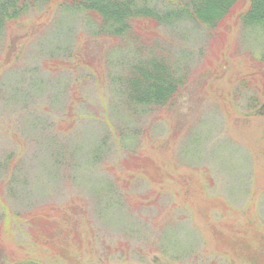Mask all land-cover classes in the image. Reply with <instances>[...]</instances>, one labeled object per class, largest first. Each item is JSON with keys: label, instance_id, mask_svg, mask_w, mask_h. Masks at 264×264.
<instances>
[{"label": "rangeland", "instance_id": "374dc122", "mask_svg": "<svg viewBox=\"0 0 264 264\" xmlns=\"http://www.w3.org/2000/svg\"><path fill=\"white\" fill-rule=\"evenodd\" d=\"M62 1L0 33V260L264 264V29L182 18L113 38ZM151 54L179 93L132 106L124 77ZM43 209L74 260L36 242L24 215Z\"/></svg>", "mask_w": 264, "mask_h": 264}, {"label": "trees", "instance_id": "16d2710c", "mask_svg": "<svg viewBox=\"0 0 264 264\" xmlns=\"http://www.w3.org/2000/svg\"><path fill=\"white\" fill-rule=\"evenodd\" d=\"M52 1L54 0H0V33L12 27L18 19L32 9ZM62 2L72 10L85 12L93 17L101 31L113 38L129 35L137 37L142 30L148 32L150 36L171 21L182 18L211 28L221 23L222 26L229 27L231 20L238 18L244 27L264 29V0H181L170 9L157 8L152 4V0H65ZM14 50V46L11 45L9 55ZM169 66L163 57L152 54L133 62L123 80L128 103L132 106H163L173 102L179 93V82ZM136 161L137 166L144 167L145 172L148 173H151L153 170L151 168L156 166L149 157L139 156ZM24 216L33 225L37 243L49 248L59 246L65 257L74 260V257L70 255L71 247L62 246L58 238L67 231L56 219L53 220L50 212L43 209ZM75 234L77 235L76 232ZM248 250L250 253H256L249 244L242 252L246 253ZM0 264L42 263L31 256L25 259L0 260Z\"/></svg>", "mask_w": 264, "mask_h": 264}]
</instances>
